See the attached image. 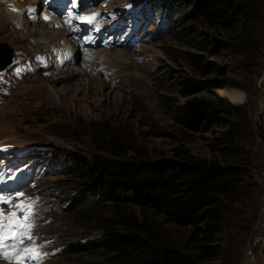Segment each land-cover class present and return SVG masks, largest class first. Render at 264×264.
<instances>
[{
    "label": "rangeland",
    "instance_id": "374dc122",
    "mask_svg": "<svg viewBox=\"0 0 264 264\" xmlns=\"http://www.w3.org/2000/svg\"><path fill=\"white\" fill-rule=\"evenodd\" d=\"M124 1L127 0H110L109 5ZM138 1L158 12L154 16L146 12V22L139 30L143 38L135 41L136 46L114 44L103 49L98 38L92 39V44L80 49L81 55L76 52L74 62L58 72L43 63L34 73L13 80L3 98L4 90L0 89V151L4 153L7 146L19 150L37 145L29 159L39 157L54 170L37 182L33 178L25 183L28 194L36 192L32 195L36 201L32 202L35 207L31 221L35 227L29 233L34 240L22 243L25 247L44 245L40 250L47 254L44 264H100L106 257L102 250L83 251L78 244L84 243L85 239L80 237L85 232L93 238L101 234L93 225L95 219L113 214V205L106 202L94 205L83 216L85 221H81L64 205L65 187L59 182L71 177L68 154L90 155L100 151L97 145L100 138L121 140L125 146L121 157L125 158L172 156L177 147L188 148L199 157L217 158L219 153L210 150L209 144L227 129L224 122L238 120L241 133L238 149L249 158L253 180L264 197V0L254 2L259 7L258 13L251 17L247 28L252 47L243 59L230 51L212 54L208 52L210 48L203 49L200 40L204 35L223 41L226 34L201 19L189 18L188 12L183 20L178 19L176 14L187 4L176 10L173 19H162L161 23L158 17L163 10L156 7L159 0ZM99 2L87 0L86 5L93 10L100 6ZM7 17L5 21L0 19V60L9 55L17 57L13 65L2 70L1 76L11 77L19 68L20 55L44 50L50 42L31 31L39 30L41 21L31 23L23 20V15L21 25L17 26ZM98 23L104 21L99 19ZM136 29L137 26L133 31ZM130 32L109 30L103 38L124 43ZM187 54L198 59L197 68L187 60ZM187 78L214 81L220 87L182 95L181 82ZM217 97L233 107L226 106L225 111L214 114L210 124L202 121L197 128H191L177 120L178 112L187 103L212 102ZM156 131L168 135L159 136ZM4 189L0 185V191ZM11 203L12 206L1 209L5 216L16 210L14 201ZM126 208L136 216L141 212L135 206ZM146 213L149 224L163 239L184 243L190 228L169 223L160 214ZM257 216L250 233L232 234L225 251L208 263L264 264V202ZM17 218L23 219L22 214L18 212Z\"/></svg>",
    "mask_w": 264,
    "mask_h": 264
},
{
    "label": "trees",
    "instance_id": "16d2710c",
    "mask_svg": "<svg viewBox=\"0 0 264 264\" xmlns=\"http://www.w3.org/2000/svg\"><path fill=\"white\" fill-rule=\"evenodd\" d=\"M256 1L165 0V5L176 14L187 4L176 14L178 19L183 20L188 12L189 18L201 19L226 34L223 41L204 35L200 40L203 49L210 48L212 54L226 50L243 59L252 47L247 28L258 13ZM194 56L187 54L186 58L197 68L199 61ZM181 85L182 95L220 87L214 81L188 78ZM226 106L233 107L221 97L212 102L192 101L178 112L177 120L191 128L202 121L208 125ZM224 123L227 129L209 144L210 150L219 153L217 158L199 157L185 147L156 159L143 155L125 158L121 157L124 143L114 138H100L96 141L100 151L90 155L68 154L71 177L59 181L65 187L64 205L81 221L94 205L106 202L114 210L95 219L93 225L101 232L98 237L88 232L80 237L85 239L78 244L83 251H104L106 257L100 264H210L209 260L225 251L232 234L250 233L264 197L253 180L249 158L238 149L239 121ZM126 206L141 212L136 216ZM150 211L178 227L190 228L184 243L163 239L148 222L146 212Z\"/></svg>",
    "mask_w": 264,
    "mask_h": 264
},
{
    "label": "snow or ice",
    "instance_id": "6c2138e0",
    "mask_svg": "<svg viewBox=\"0 0 264 264\" xmlns=\"http://www.w3.org/2000/svg\"><path fill=\"white\" fill-rule=\"evenodd\" d=\"M96 15L98 14H93L91 17L85 18L86 22L92 23ZM0 203L7 204L9 200H4L0 197ZM34 207L32 203H20L16 205V210L7 216L0 212V258H13V253L6 250L5 243L11 242L15 244L17 242L22 243L24 240H34V237L29 234L35 227L34 223L31 222L34 218ZM18 212L22 214L23 219L17 218ZM9 233L15 234L8 235ZM43 247L44 245L33 244L32 246L19 248L16 251L17 264H39V261L47 255L40 251Z\"/></svg>",
    "mask_w": 264,
    "mask_h": 264
},
{
    "label": "bare ground",
    "instance_id": "6f19581e",
    "mask_svg": "<svg viewBox=\"0 0 264 264\" xmlns=\"http://www.w3.org/2000/svg\"><path fill=\"white\" fill-rule=\"evenodd\" d=\"M12 2V3H10ZM29 2V0H0V19L3 21L7 20L6 17L9 16L12 19L13 25L20 24L21 25V10L24 5ZM12 6L14 13L9 11V8ZM4 11V12H3ZM2 13V14H1ZM8 18V17H7ZM86 17H81L80 21L84 25H91L94 26V20L92 23H88L85 20ZM23 20H28L26 17ZM33 23V21H31ZM35 33L40 39L48 40L50 43L54 42L55 40L64 37L67 33L61 29H55L50 27L49 23L40 22L39 30H31ZM15 32V31H14ZM16 33V32H15ZM32 34V33H31ZM40 41V40H39ZM43 41V40H42ZM47 42V43H49Z\"/></svg>",
    "mask_w": 264,
    "mask_h": 264
},
{
    "label": "clouds",
    "instance_id": "9594fccd",
    "mask_svg": "<svg viewBox=\"0 0 264 264\" xmlns=\"http://www.w3.org/2000/svg\"><path fill=\"white\" fill-rule=\"evenodd\" d=\"M156 4L158 5V9H159V7L163 11H164V9H166V13H167L166 15L170 16L171 19H173V16L175 13L172 14L169 12V8H167L168 6L166 7V5H165V0H159L158 3H156Z\"/></svg>",
    "mask_w": 264,
    "mask_h": 264
},
{
    "label": "water",
    "instance_id": "95a60500",
    "mask_svg": "<svg viewBox=\"0 0 264 264\" xmlns=\"http://www.w3.org/2000/svg\"><path fill=\"white\" fill-rule=\"evenodd\" d=\"M2 62V64L0 65V70L4 69L11 61V56L9 55L7 58H5V60H0V63Z\"/></svg>",
    "mask_w": 264,
    "mask_h": 264
}]
</instances>
